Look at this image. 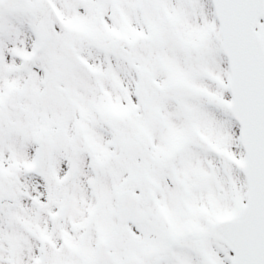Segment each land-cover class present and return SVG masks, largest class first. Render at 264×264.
Returning <instances> with one entry per match:
<instances>
[{
    "label": "snow or ice",
    "instance_id": "snow-or-ice-1",
    "mask_svg": "<svg viewBox=\"0 0 264 264\" xmlns=\"http://www.w3.org/2000/svg\"><path fill=\"white\" fill-rule=\"evenodd\" d=\"M0 264H264V0H0Z\"/></svg>",
    "mask_w": 264,
    "mask_h": 264
}]
</instances>
